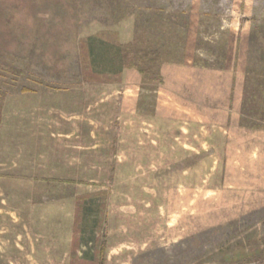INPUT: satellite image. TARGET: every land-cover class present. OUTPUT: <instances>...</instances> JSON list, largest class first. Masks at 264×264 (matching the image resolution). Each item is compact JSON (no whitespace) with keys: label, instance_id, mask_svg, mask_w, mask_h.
Wrapping results in <instances>:
<instances>
[{"label":"rangeland","instance_id":"obj_1","mask_svg":"<svg viewBox=\"0 0 264 264\" xmlns=\"http://www.w3.org/2000/svg\"><path fill=\"white\" fill-rule=\"evenodd\" d=\"M0 65V264H264V0H0Z\"/></svg>","mask_w":264,"mask_h":264},{"label":"trees","instance_id":"obj_2","mask_svg":"<svg viewBox=\"0 0 264 264\" xmlns=\"http://www.w3.org/2000/svg\"><path fill=\"white\" fill-rule=\"evenodd\" d=\"M98 38H103L104 35L103 34H99L97 35ZM119 49L121 50V52L123 53L124 56L127 57L128 62L126 64H124V69H128V70H138L139 73L144 76L146 79L148 80H153V81H158V82H162V76L159 72L160 67L162 65L160 59H159V55L156 52H152L149 55L144 54L143 52H135L132 49V45L128 44V45H123L121 43L117 44ZM89 45L86 44V42H84L82 44V50H81V58H82V65H83V71H84V79L87 82H100L102 80L106 81V83H113L115 82V80H113L112 77H108L102 74H96L91 66V57H90V49L88 48ZM145 57H147V60L149 61V64L151 65V68L149 69H145L144 68V60ZM0 67H2L3 69H5L7 72L15 74V75H22L23 72L21 70H18L16 68L13 67H8V66H4V65H0ZM122 76V71H120L118 73V77L120 78ZM1 110H0V125L2 123V118H1ZM62 183H74L73 181H62ZM87 198H89V196H81L77 198V202H81V201H85L87 200ZM78 208V206H77ZM79 210V208H78ZM81 220L79 217H75L74 219V235H73V251H76V249H78L79 247V241H78V235H79V231H78V225L80 224ZM105 252L106 250L104 249L102 251V255H103V259L101 258L98 261V264H105Z\"/></svg>","mask_w":264,"mask_h":264},{"label":"crops","instance_id":"obj_3","mask_svg":"<svg viewBox=\"0 0 264 264\" xmlns=\"http://www.w3.org/2000/svg\"><path fill=\"white\" fill-rule=\"evenodd\" d=\"M130 125H132V124H130ZM130 127H131V130H134L132 128V126H130ZM35 128L40 129V128H44V127L40 126V127H35ZM46 128H48V127H46ZM18 129H24V126H19ZM18 131L20 132L21 130H18ZM30 132H32V131L30 130ZM135 135H137V134H135ZM51 138H52V136L50 137V139ZM122 144H123V141H120V145H122ZM129 147L132 148L131 145ZM38 148L40 150V153L38 154V158L41 161H43L44 157H48V156L49 157H54L55 156L53 153L47 155V152L44 151V148L42 146H39ZM168 162H169V158L167 157L165 163L168 164ZM29 171L34 173V174H32V177H29V176L27 178L24 177L25 179H31L32 178V179H36V180H63V181H77L79 179L77 177H65V178H63V177H60V176L59 177L55 176L57 172H55L56 169L54 167L48 168V167L38 166L36 168V171H34L32 168H30ZM73 233H74V228H73V224H72V227H70V230H69V233H68L69 238H68V240H67V242L65 244L66 246H68V248H69V246L70 247L72 246ZM50 260H52V257H50L49 261ZM106 262H107V258H105V264H106ZM53 263H55V264L57 263L55 257L53 258ZM53 263H52V261H50V263L48 262V264H53ZM41 264H42V262H41Z\"/></svg>","mask_w":264,"mask_h":264}]
</instances>
